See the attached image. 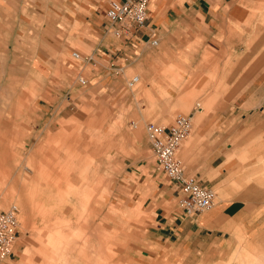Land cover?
Listing matches in <instances>:
<instances>
[{"label": "crops", "instance_id": "obj_1", "mask_svg": "<svg viewBox=\"0 0 264 264\" xmlns=\"http://www.w3.org/2000/svg\"><path fill=\"white\" fill-rule=\"evenodd\" d=\"M110 1L0 0V71L16 72L12 75L23 79L24 86L33 80L39 90L36 110L7 109V115L0 117L6 119L0 123V135L13 138L14 151L22 150L27 159L33 155L52 171L54 179H62L59 171L68 167L67 179L73 187L84 190L92 184V196L97 188L104 198H110L105 177L94 176L95 164L89 161L96 158L95 142L87 136L100 131L109 149L125 136L121 121L128 117L138 119L139 130L146 124L147 131L150 121L170 125L178 114L191 115L192 131L178 149L179 156L188 174L220 191H216L218 201L194 217H185L179 202L175 208L181 188L148 156L153 150L147 131L148 141L138 145V182L150 191L154 240L168 242L183 236L190 247L197 237L220 244L225 251L245 233L251 240L262 241L253 244L262 248L258 261L264 264V188L259 184L235 187L233 169L238 160L228 158L238 144L239 128L233 124L239 118L238 100L244 93L243 117L252 129L259 128L257 133L264 132V50L246 49L243 73L239 60L233 58L246 32L250 16L245 8L251 0H151L147 24L133 36L114 33L106 16ZM135 75L140 77V87L130 96L125 90ZM79 77L86 83L81 84ZM240 87L247 90L240 91ZM130 104L134 109L127 113ZM102 165L109 167L110 161L104 158ZM79 166L86 171L81 177ZM3 167L12 173L7 186L13 185L15 158L1 160ZM51 193H58L57 188ZM63 197L79 198L58 196ZM107 207L106 203L101 211V227L111 218ZM90 213L95 214L94 207ZM58 220L69 226V218L59 216ZM120 240L113 248L103 243L95 250L103 256L98 262L111 264V254H119ZM43 257L35 264L50 260ZM52 259V264L68 262L61 255Z\"/></svg>", "mask_w": 264, "mask_h": 264}, {"label": "rangeland", "instance_id": "obj_2", "mask_svg": "<svg viewBox=\"0 0 264 264\" xmlns=\"http://www.w3.org/2000/svg\"><path fill=\"white\" fill-rule=\"evenodd\" d=\"M245 9L250 16L249 22L245 24L246 32L241 37L239 52L237 55H233V58L239 60L240 73H243L241 69H245L247 66V48L254 47L256 51L264 50V0H251L249 7ZM77 48L79 49V47ZM13 73L16 74V72L0 71V117L7 115V109L9 111H20V108L23 111L36 110L35 100L39 96L38 85L32 80L24 86L23 79L13 76ZM131 75L132 73L128 74V76ZM138 87H140V83L134 88H130L127 84L125 92L131 96V93H135ZM241 90L246 91L247 88L240 87ZM245 98L246 94L244 93L238 100L239 118L233 124L234 127L239 128L238 144L234 145L236 150H233L228 158L238 160L236 164L238 166L233 169L236 170V173L233 174L235 187L259 184L264 188V132L263 134L257 133L259 128L252 129L247 119L243 117L246 115L244 110L246 105H243ZM202 105L207 107L203 102ZM66 106H68L67 101L64 103V107ZM79 108L87 110L82 105H79ZM133 109V105L130 104L126 112ZM2 121L5 122L6 119L0 118V123ZM133 122L134 125H132ZM228 125L231 126L230 123ZM79 126L81 132V124ZM122 126L127 131L123 132L125 136L120 137L122 140L119 145L112 144L109 149L105 144L106 140L100 136V131L94 136H87L90 140L94 138L95 142L94 155L96 158H89L91 159L90 164H95L94 176L100 174L99 177H105V182L110 186V198H104L102 189L98 190L97 188L92 196V192L89 191L92 184H89L84 190L82 187L79 189L78 185L73 187L72 182L67 179L68 167L63 166L59 171L62 179L60 177L54 179L52 171L42 166V163L33 155L28 156L27 159L25 155H22V150L14 151L16 145L13 143V138L10 141L6 134L0 135V162L1 160L6 161L8 158H15L13 185L7 186L8 178H12L11 171L6 173L4 167L0 168V209L7 210L12 205H17L19 208L14 251L7 258L1 260L0 264H35L39 257L45 258L43 256L50 257V260L44 264H52L54 262L52 257L58 255L68 259L66 264H102L98 261L103 256L97 254L99 251L95 250L100 249V246L104 244L113 248L118 238L119 240L121 238L120 248L117 249L119 254L114 252L111 254L109 258L111 264L262 263L258 261L262 258L260 252L262 248L253 244V242L261 240L258 238L251 240L245 233L238 236L235 245L225 251L222 250L220 244H214L212 241L206 242L204 239L199 240L197 237L191 240L190 247L188 239L183 236L173 238L168 242L155 241L151 227L153 224L150 212L152 207L149 206L148 200L150 191L144 188L145 184L138 182V156H140L138 155V145L144 139L148 141L146 124L139 127L142 128L139 130L138 119L128 117L125 122L121 121ZM254 130L256 132L253 134ZM73 137L76 136L73 135ZM79 137L86 136L80 134ZM187 140L181 146L185 145ZM234 143H237L236 139L233 141ZM250 145L251 147H249ZM255 148L259 149L255 150ZM148 156L156 166L153 152L149 151ZM104 158L105 161H110L109 167H103L102 159ZM79 162L81 164V160ZM78 168L81 170L78 177H81L86 171L84 167L79 166ZM236 181H239L240 185H236ZM62 185L67 186L64 188ZM100 186L102 187V184ZM54 188H57L58 193H51ZM62 189L63 191H61ZM215 190L220 193L218 189ZM72 194L79 198L68 197L66 199L63 197L61 200L58 198L60 195L70 196ZM178 202L179 200L175 201V208H179L177 207ZM106 203L109 205L106 210L107 212L111 211V218L106 221V226L101 227L99 219ZM73 206H76V210ZM93 207L95 214L89 215ZM60 209L63 212L60 213ZM76 211L84 214L76 213ZM59 216L69 218V226L61 223L58 220ZM27 249L29 250L27 251ZM77 257L78 259L71 263ZM122 258L123 262L120 261Z\"/></svg>", "mask_w": 264, "mask_h": 264}, {"label": "built area", "instance_id": "obj_3", "mask_svg": "<svg viewBox=\"0 0 264 264\" xmlns=\"http://www.w3.org/2000/svg\"><path fill=\"white\" fill-rule=\"evenodd\" d=\"M151 0H111L106 16L114 25L117 36H133L146 26L148 8ZM153 35V32L150 33ZM157 39L152 42L157 44ZM77 55V54H75ZM140 81L138 75L129 81L132 87ZM82 82H85L82 79ZM151 147L158 168L181 188L179 198L181 213L185 217H194L216 204V190L186 172V166L177 152L192 131V117L178 114L170 125L156 122L147 124ZM17 209L0 211V261L14 251L17 240Z\"/></svg>", "mask_w": 264, "mask_h": 264}, {"label": "bare ground", "instance_id": "obj_4", "mask_svg": "<svg viewBox=\"0 0 264 264\" xmlns=\"http://www.w3.org/2000/svg\"><path fill=\"white\" fill-rule=\"evenodd\" d=\"M149 4H150V3H149ZM152 44H153V45H157V44H158V41H157V44H154L153 42H152ZM75 54H77V53H74V55H75ZM75 56H77V55H75ZM135 76H136V75H135ZM133 77H134V76H133ZM133 77H132V78H133ZM132 78H131V79H132ZM82 79H83L85 82H82ZM131 79H130V80H131ZM130 80H129V81H130ZM79 82H80L81 84H85V83H86V79H85L84 77H79ZM139 82H140V81H139ZM139 82H138V83H139ZM138 83H137V84H138ZM137 84H135L134 86L130 87V86H129V82H128V86H129L130 88H134ZM184 115H185V114H184ZM190 116H191V115H190ZM191 117H192V116H191ZM184 141H185V140H184ZM177 154H178V152H177ZM178 156H179V155H178ZM179 157H180V156H179ZM183 163H184V162H183ZM216 200H217V198H216ZM12 208H16V209H17V215H18L19 208H18L17 205H12V206H11L9 209H7V210H2V209H0V211H1V210H2V211H8V210H10V209H12ZM17 225H18V218H17Z\"/></svg>", "mask_w": 264, "mask_h": 264}]
</instances>
